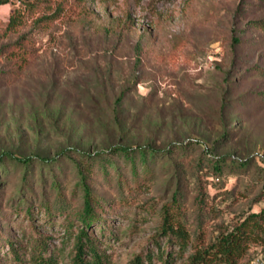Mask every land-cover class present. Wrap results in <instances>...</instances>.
<instances>
[{
  "label": "rangeland",
  "instance_id": "1",
  "mask_svg": "<svg viewBox=\"0 0 264 264\" xmlns=\"http://www.w3.org/2000/svg\"><path fill=\"white\" fill-rule=\"evenodd\" d=\"M37 1L28 11L0 0V48L24 34L32 50L13 80L0 58V156L68 155L53 165H0V264H16L9 240L31 264L40 237L57 264H70L64 223L82 205L74 151H155L135 178L123 158L108 157L116 167L106 159V173L93 164L90 185L107 207L93 231L110 264L146 255L164 264L177 254L165 238L154 241L174 195L192 237L202 225L206 242L264 208V29L254 26L264 2ZM243 263L264 264V249L252 245Z\"/></svg>",
  "mask_w": 264,
  "mask_h": 264
},
{
  "label": "trees",
  "instance_id": "2",
  "mask_svg": "<svg viewBox=\"0 0 264 264\" xmlns=\"http://www.w3.org/2000/svg\"><path fill=\"white\" fill-rule=\"evenodd\" d=\"M16 1L26 6L28 11L36 8L39 3L37 0ZM259 1L264 2V0ZM36 23L39 25L41 20L36 19ZM20 25H22L20 17L16 18L15 13L12 14L8 29L16 32ZM254 26L264 29V21L256 22ZM233 42L237 44L238 40L234 38ZM30 43V39H27L24 34H20L14 42L0 48V58L3 59L9 70L6 75L11 76L10 80L17 78L28 64L29 57L32 55V50L28 46ZM73 153L77 156L71 161L78 177L77 187L81 190L82 205L73 217L67 214L66 223H64L65 232L69 237H73L70 264H110L105 251L102 250L101 242L93 231L94 226L104 224L105 220L102 215L107 208L104 202L93 193L90 185L93 164L95 161L103 163L101 168L106 173L107 161L109 166L116 167L108 157L117 156L123 158L126 164H130L132 177L135 178L138 176V163L141 166H147V155L153 157L155 151L145 147L117 146L94 156L77 151ZM67 155V152H63L53 158H47L38 156L22 157L12 153H4L0 156V165L4 166L6 161L16 163L24 168H29L33 162L41 165H53L58 161V158ZM220 161L218 159L213 165L214 170H220ZM55 187L58 195V210L64 213L67 207L63 203V193L57 184H55ZM27 209L30 211L29 207ZM46 212L50 213V208H46ZM160 212L161 223L154 241L165 238L169 246L177 249V254L174 253L175 251L167 253L164 264H175L177 260H181L180 264H244L245 256L252 245L264 249V208L260 212L251 213L230 225L219 226L216 237L208 242L205 240L206 233L202 225L197 228L194 238L192 237L187 228L183 208L176 195L170 203L161 207ZM40 239L37 241V245L33 247L31 264H57L55 257L47 253L46 239L43 237H40ZM7 242L13 252L15 263L27 264L18 253L17 243L13 240ZM157 249L161 252L160 245ZM163 254L165 252H161V256ZM151 262V255H146L144 258L136 256L131 264H151Z\"/></svg>",
  "mask_w": 264,
  "mask_h": 264
}]
</instances>
